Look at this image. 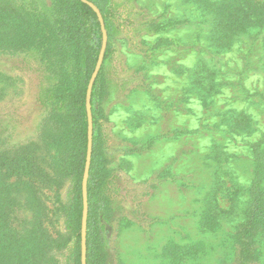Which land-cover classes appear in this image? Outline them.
<instances>
[{"label": "rangeland", "instance_id": "374dc122", "mask_svg": "<svg viewBox=\"0 0 264 264\" xmlns=\"http://www.w3.org/2000/svg\"><path fill=\"white\" fill-rule=\"evenodd\" d=\"M102 4L111 53L96 103L101 263L264 264V0ZM244 9L256 22L217 39L229 27L220 12ZM52 82L35 53H0V155L44 150ZM49 163L47 180L0 170V225L12 228L2 264H28L42 249L53 264H82L73 179L63 165L56 180Z\"/></svg>", "mask_w": 264, "mask_h": 264}, {"label": "trees", "instance_id": "16d2710c", "mask_svg": "<svg viewBox=\"0 0 264 264\" xmlns=\"http://www.w3.org/2000/svg\"><path fill=\"white\" fill-rule=\"evenodd\" d=\"M88 1L99 7L105 27L110 30L111 9L108 5L102 4V0ZM233 1L236 0H228L230 5ZM37 7L35 0L22 2L0 0V53L30 51L39 56L45 64L49 78L53 81L43 91L46 92V103L51 106V119L49 120L51 137L47 139V133L45 134L42 152L34 147L26 148L27 145L20 146V149H17L20 150L19 152L13 151L11 157L8 151L3 152L0 155V170L6 168V176L11 174L18 178L27 177L28 181L36 177L47 180L48 155L50 172L54 174L56 180L60 181L61 175L56 176L59 175V170L64 165V173L72 177L75 187L74 199L70 203V217L76 223L74 231L79 241V259H81L82 181L88 150L86 96L89 80L103 46V32L98 14L83 0H51V5L46 9L39 10ZM220 14L221 23L226 22V25H229L227 28L229 33L223 28V35L217 37L221 40L235 37L234 33L256 22L252 17L255 13L245 11V9L229 15H226V11H221ZM110 53L108 45L91 98L93 150L88 180L87 264H103L99 259L102 243L98 228L102 202L98 201L100 197L98 184L101 181L104 165L96 103L104 64L110 57ZM71 65H74L73 72L70 69ZM39 148L42 149L43 146ZM41 154L43 157H39ZM25 187L29 188L28 184ZM257 201L258 211H264L262 195ZM11 229L5 224L0 225V238ZM24 235L26 236V233ZM0 244L5 248L0 251V255L4 252L8 258L12 253L10 244L6 241H1ZM41 253L39 259L29 258L28 264H53L52 259L47 257V250L42 249ZM0 263L2 264L1 256Z\"/></svg>", "mask_w": 264, "mask_h": 264}, {"label": "water", "instance_id": "95a60500", "mask_svg": "<svg viewBox=\"0 0 264 264\" xmlns=\"http://www.w3.org/2000/svg\"><path fill=\"white\" fill-rule=\"evenodd\" d=\"M87 2L89 5L93 7L96 13L99 16L101 22V28L105 35V23L103 17L95 4L88 0H83ZM105 54V41L103 42L102 49L99 54V58L94 69V72L90 78L88 88H87V96H86V106H87V114H88V150H87V159L85 164V171L83 176V216H82V264H87V219H88V210H89V202H88V178L92 160V150H93V115H92V90L96 78L100 72V69L103 64Z\"/></svg>", "mask_w": 264, "mask_h": 264}]
</instances>
